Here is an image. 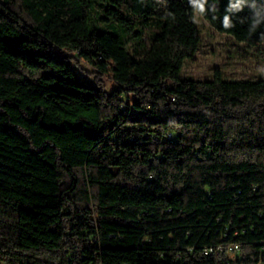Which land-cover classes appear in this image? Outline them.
<instances>
[{"label": "trees", "instance_id": "trees-1", "mask_svg": "<svg viewBox=\"0 0 264 264\" xmlns=\"http://www.w3.org/2000/svg\"><path fill=\"white\" fill-rule=\"evenodd\" d=\"M198 15L264 46V0H0V264H264V77L183 79Z\"/></svg>", "mask_w": 264, "mask_h": 264}, {"label": "rangeland", "instance_id": "rangeland-1", "mask_svg": "<svg viewBox=\"0 0 264 264\" xmlns=\"http://www.w3.org/2000/svg\"><path fill=\"white\" fill-rule=\"evenodd\" d=\"M202 32V43L194 58L187 60L181 77L194 80L211 79L219 70L224 78L233 80H257L264 77L260 69L264 68V46L249 48L234 41L230 36L217 32L204 18L197 16ZM152 31H148L147 42L150 43ZM78 68L88 77H93V69L79 62ZM107 89L112 88L111 75L102 77Z\"/></svg>", "mask_w": 264, "mask_h": 264}, {"label": "built area", "instance_id": "built-area-1", "mask_svg": "<svg viewBox=\"0 0 264 264\" xmlns=\"http://www.w3.org/2000/svg\"><path fill=\"white\" fill-rule=\"evenodd\" d=\"M226 248H228V252L234 257V256H237L240 252V246L237 245V244H232V245H229L228 247H225V246H222V245H219L217 246L216 248H210L208 250H206V254H211L213 252H224L226 250Z\"/></svg>", "mask_w": 264, "mask_h": 264}, {"label": "clouds", "instance_id": "clouds-1", "mask_svg": "<svg viewBox=\"0 0 264 264\" xmlns=\"http://www.w3.org/2000/svg\"><path fill=\"white\" fill-rule=\"evenodd\" d=\"M201 7H202V6H201ZM260 71H261L262 73H264V68L260 69Z\"/></svg>", "mask_w": 264, "mask_h": 264}]
</instances>
